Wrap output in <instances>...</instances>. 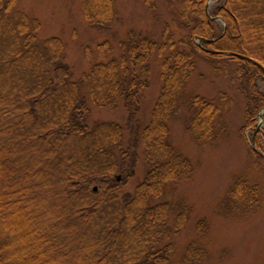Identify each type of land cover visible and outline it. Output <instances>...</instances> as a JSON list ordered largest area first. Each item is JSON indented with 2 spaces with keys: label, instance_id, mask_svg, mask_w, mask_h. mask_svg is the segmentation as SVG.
<instances>
[{
  "label": "trees",
  "instance_id": "16d2710c",
  "mask_svg": "<svg viewBox=\"0 0 264 264\" xmlns=\"http://www.w3.org/2000/svg\"><path fill=\"white\" fill-rule=\"evenodd\" d=\"M18 1L0 0V159L10 149V154L18 155L13 143L20 139L18 144L23 146L26 141L42 155V165L51 164L50 173H60L59 192L73 203L69 229L62 230L60 220L57 227L36 233L41 247H47L43 253L55 262L66 242L80 236L85 241L83 248L69 264H172L173 239L192 212L181 204L156 201L166 194L169 184L189 175L192 168L172 147L168 122L187 107L190 117L185 131L190 138L198 145H213L218 140L223 126H216L230 98L220 94L206 100L187 95L185 86L197 58L225 59L235 66L230 72L246 104L245 128L256 129L258 113L264 109V91L257 90L256 84L264 79V0H223L213 10L214 18L225 24L220 32L207 16L206 0H180L179 25L166 26L160 42L130 31L119 43L118 57L111 56L108 42L102 43L96 49L99 61L80 82L73 80L61 41L38 40L37 21L16 12ZM141 1L152 12L156 10L155 0ZM172 6L168 3L169 9ZM82 11L94 27L109 28L116 18L113 0H83ZM172 28L184 31L185 39L173 41ZM85 52L92 60L91 51ZM154 55L161 59V87L151 119L143 126L138 119L140 103L149 86ZM84 84L96 106L116 110L122 105L127 116L124 126L112 122L88 126L90 112L81 94ZM253 143L264 154V115ZM20 160L16 157L8 163ZM140 161L142 181L132 192H122ZM39 171L35 169L26 178ZM27 193V188H19L10 196L21 200ZM257 193L256 186L239 180L229 197L250 204ZM7 194L0 192V264H43L40 256H33L32 246L15 250L17 239L5 233ZM202 226L197 225L200 237L207 232ZM29 253L32 256L22 261ZM206 257L207 251L192 242L182 264H203Z\"/></svg>",
  "mask_w": 264,
  "mask_h": 264
},
{
  "label": "rangeland",
  "instance_id": "374dc122",
  "mask_svg": "<svg viewBox=\"0 0 264 264\" xmlns=\"http://www.w3.org/2000/svg\"><path fill=\"white\" fill-rule=\"evenodd\" d=\"M113 1L116 18L109 28L90 25L82 11L83 0H19L15 10L37 21L38 40L57 38L61 41L65 49V62L72 70L73 80L80 82L92 64L99 61L96 49L100 44L108 42L111 56L118 57L119 43L128 32L140 33L160 42L161 33L166 26L179 25L177 14L181 8L180 0H155L154 12L141 0ZM222 2L223 0L204 2L208 18L219 32L225 24L221 19L214 18L213 10ZM168 3H172L171 9L168 8ZM172 29L173 41L185 39L184 31ZM179 48L183 49L182 46ZM86 49L91 51L92 60L87 58ZM160 63L158 55L150 60L149 86L143 94L138 116L143 126L149 123L160 92ZM233 67L234 64L225 59L197 58L196 69L185 86L187 95L212 100L225 94L231 100L220 124L216 126L219 129L222 125L223 130L218 131L220 135L213 145H198L186 133L185 127L190 117L187 107L181 108L168 122L172 147L190 162L192 168L189 175L169 184L166 194L156 201L181 204L192 212L173 239L176 251L172 264H182L186 249L192 242H198L207 251L203 264H264V157L258 156L251 149L256 130L261 128L258 120L254 131L245 128L246 104L233 84L230 72ZM256 84L257 90L264 91L263 78L258 79ZM81 94L89 108L87 124L90 128L103 122L125 125L127 116L121 104L116 110L96 106L89 97L86 84L82 86ZM124 137H128L127 131H124ZM19 141L20 139L13 143L18 155L10 154V149L0 159V192L9 193L3 206V229L9 237L17 239L14 242L15 250L32 246L33 256H40L43 264H69L72 257L79 256L85 242L83 237H74L70 243L67 241L62 255L54 262L49 255L43 253L47 247H41L36 240V233L49 230L52 225L57 227L60 220H63L62 230L65 227L69 229V213L73 203L63 198L59 192L60 173H50L51 164L42 165V155L32 151L33 148L28 147L26 141L23 146L18 144ZM138 153H141L140 147ZM16 157H21V160L8 163ZM140 159L142 160V156ZM141 162L135 171L129 173L131 176L122 192H132L142 181L144 173ZM37 168L40 169L38 176L33 174L30 179L26 178ZM239 180L257 187V199L254 202L248 204L246 199L231 201L230 193ZM19 188L28 190L27 196L21 200L19 196H10ZM174 217L175 214L170 217V225ZM199 224L203 225L202 229H207L203 237L198 236ZM32 233L34 237H30ZM73 233L68 235L73 236ZM27 255L32 256L31 253L26 254L22 261H25ZM26 262L23 263L28 264Z\"/></svg>",
  "mask_w": 264,
  "mask_h": 264
},
{
  "label": "water",
  "instance_id": "95a60500",
  "mask_svg": "<svg viewBox=\"0 0 264 264\" xmlns=\"http://www.w3.org/2000/svg\"><path fill=\"white\" fill-rule=\"evenodd\" d=\"M206 10H207V7H206ZM263 114H264V109L261 110V111L259 112V114H258V117H259V127H261L262 124H263V119H262V115H263ZM258 130H259V129H257L256 131H258ZM251 149H252L254 152L258 153V151L256 150L254 144H252ZM260 155H261V154H260ZM261 156L264 157V155H261ZM117 180H119V177H117ZM93 190L96 191V188H94Z\"/></svg>",
  "mask_w": 264,
  "mask_h": 264
}]
</instances>
